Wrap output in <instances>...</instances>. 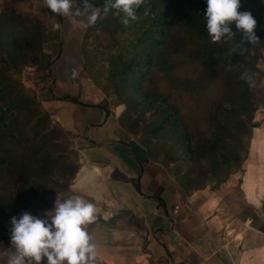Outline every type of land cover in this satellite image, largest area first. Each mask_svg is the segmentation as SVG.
Returning <instances> with one entry per match:
<instances>
[{"label":"crops","instance_id":"obj_1","mask_svg":"<svg viewBox=\"0 0 264 264\" xmlns=\"http://www.w3.org/2000/svg\"><path fill=\"white\" fill-rule=\"evenodd\" d=\"M35 3L47 69L67 52L57 75H51L47 106L49 111L58 105L69 108L59 124L52 120L78 145V168L69 190L96 207V219L88 226L97 245L95 264H264V135L254 129L251 141L258 151L251 150L238 177L209 179L203 188H191L192 180L178 179L121 127V109L109 108L84 68V29L41 7L40 0H23L19 6L24 13ZM56 23L60 30H54ZM68 58L73 67L64 72ZM81 83L96 88L103 100L81 102V93L73 88ZM9 249L11 235L0 239V264L6 259L2 252Z\"/></svg>","mask_w":264,"mask_h":264},{"label":"rangeland","instance_id":"obj_2","mask_svg":"<svg viewBox=\"0 0 264 264\" xmlns=\"http://www.w3.org/2000/svg\"><path fill=\"white\" fill-rule=\"evenodd\" d=\"M22 1L17 0L11 4L7 0H0V16L11 13L23 19L27 18L33 25L36 24L44 37L43 24L33 14L39 4L30 5L23 13V8L19 6ZM76 1L74 0L73 10L77 6ZM94 27L95 25L90 26ZM88 28L84 29L85 34ZM111 36H114L113 27L104 26L96 27L90 36L84 39V51L90 60L86 65L90 78L105 94L109 108L115 110L117 106L121 109L120 125L125 132L139 144L144 145L153 159L167 164L168 169L175 172L177 178L192 180L191 188H203L209 179H227L232 174H236L233 177H238L239 172L244 170L249 161V155H252L254 149L258 151L254 140L251 141L254 129L256 133L264 135V48L250 70L252 76L249 84L252 96L249 102L252 103L254 112L250 115L242 112L238 116H233L231 119H234L235 127L227 128L230 135L239 134L242 150L239 154L241 160L230 162L229 173L226 174L222 172L223 166L218 163H216L218 166L211 168V159L204 156L205 150L203 152L201 150L205 149V144L213 135L210 111L215 108L214 105L221 104L224 108H229L233 106L231 103L241 105V100L239 95L235 98L229 95L227 84L232 85L227 83L225 69L220 63L202 58L201 49L196 44L198 38H201L196 36L186 38L182 32L175 31L161 46L151 50L153 64L143 76L140 91L123 94L124 92L113 89L112 82L116 83L117 80L111 79V62L107 54L113 49ZM66 55L67 52L64 51L59 61L49 69L45 57L38 55L28 65L19 68L21 71L18 76L14 75L27 89L35 93L39 99L36 110L40 116L48 117L50 128L59 135H55V139L52 140L54 147L51 160L44 161L21 150L16 151V147L0 129V239H6L11 235L12 217L18 218L23 212H29L33 216L46 219L45 214L54 209L57 196L61 200L71 196L69 189L78 168V145L75 144L74 135L63 132L52 120L55 118L59 124L58 119L62 117L64 109L69 108L58 105L49 111L47 106V101L50 100L47 99L51 97L49 88L51 75L52 73L57 75L56 70L62 65ZM245 61L248 63L250 60ZM76 64L75 62L74 66ZM72 67L73 59L68 58L63 70L68 72ZM73 88L78 95L81 93L77 97L83 103H97L103 100L102 93L94 87L81 83ZM70 90L66 89L65 92L71 95L73 93ZM61 92L60 89L56 90L57 94ZM237 94L238 92L234 95ZM143 95H154L173 109L184 125V130L191 135L190 158L184 159L182 154L178 153L180 145L173 138L161 142L152 136L151 130L160 119L153 111L146 109ZM124 112L128 115L126 118L123 117ZM248 115L250 118H246ZM228 142L232 144V140ZM263 146L262 143L261 148ZM9 157L13 158L12 165L7 167L6 164H1L3 159ZM27 173H32L37 179H31L27 186L20 188V180L14 177L16 174Z\"/></svg>","mask_w":264,"mask_h":264},{"label":"trees","instance_id":"obj_3","mask_svg":"<svg viewBox=\"0 0 264 264\" xmlns=\"http://www.w3.org/2000/svg\"><path fill=\"white\" fill-rule=\"evenodd\" d=\"M91 3L100 8L102 15L94 28H88L84 38L90 36L96 27H113L114 36L110 37L113 49L107 54L111 62V79L117 80L116 83L112 82L113 89L122 91L123 94L140 91L143 76L153 64L151 50L161 46L175 31L182 32L186 38L191 39L193 36L201 38H198L196 44L201 49L202 58L220 63L225 69L227 83L232 85L227 84L229 95L234 98L239 95L241 100L239 106L231 103L237 107L224 108L221 104L214 105L215 108L210 111L213 135L205 144V149L201 150L202 152L205 150L204 156L211 159V168L222 165V172L228 174L229 163L239 162L242 150L239 134L232 136L227 131L228 127H235L234 119L231 118L242 112L249 115L254 112L252 103L249 102L252 96L250 82L241 79V76L246 72L252 76L250 70L264 48V0H240L239 11L251 12L257 21L255 33L260 39L255 44H244L242 53L232 51L241 39L239 33L233 41L215 43L211 41L205 28L204 15L207 7L205 0H144L136 10L137 19L130 21L127 26L121 22L123 13L117 14L116 10H112L107 16L103 15L105 0H91ZM76 4L80 5L81 0H77ZM20 17L11 13L0 16V129L16 147V151L21 150L44 161L51 160L54 147L52 140L58 133L50 128L48 117L40 116L36 110L39 99L35 93L14 76L20 73L19 68L42 55L44 39L36 24L33 25L27 18ZM233 30L235 31L234 28ZM82 51L85 59L84 68L87 70L86 62L89 64L90 60L84 51V45ZM246 59L250 61L247 63ZM237 92L238 94L234 95ZM143 98L146 109L153 111L160 119L151 130L152 136L161 142L173 138L180 145L178 153L182 154L184 159L190 158L191 135L184 130V125L173 109L154 95H143ZM49 99L52 97L47 100ZM68 100L78 103L75 97H68ZM249 115L246 118H250ZM127 116L124 112L123 117ZM121 120L120 117L119 121ZM238 126L242 128L239 124ZM229 140H232V144L228 142ZM12 160L10 157L3 159L1 164L9 167ZM14 179L20 180L22 188L27 186L31 179L37 178L32 173H27L16 174Z\"/></svg>","mask_w":264,"mask_h":264},{"label":"clouds","instance_id":"obj_4","mask_svg":"<svg viewBox=\"0 0 264 264\" xmlns=\"http://www.w3.org/2000/svg\"><path fill=\"white\" fill-rule=\"evenodd\" d=\"M144 0H105L103 15L112 10L123 13L121 22L127 26L137 19L136 10ZM207 7L204 20L205 28L212 42L233 41L240 34V41L232 49L242 53L244 44L260 41L255 33L257 21L248 11H239L240 0H205ZM74 0H40V6L60 17H69L73 25L82 29L94 26L101 19V10L91 0H81L73 10ZM83 17V19H81ZM61 24L53 25L60 30ZM235 29V31L233 30ZM76 72L73 71V76ZM241 79L251 82L246 72ZM41 219L23 212L18 218L12 217L11 249L2 254L6 257L3 264H95L96 243L88 226L96 219V207L79 195L54 201V209Z\"/></svg>","mask_w":264,"mask_h":264},{"label":"built area","instance_id":"obj_5","mask_svg":"<svg viewBox=\"0 0 264 264\" xmlns=\"http://www.w3.org/2000/svg\"><path fill=\"white\" fill-rule=\"evenodd\" d=\"M177 210H178V206H175L174 209H173V213L176 214Z\"/></svg>","mask_w":264,"mask_h":264}]
</instances>
